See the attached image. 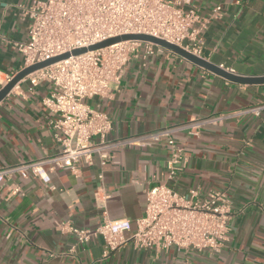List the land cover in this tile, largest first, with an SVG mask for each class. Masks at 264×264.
Listing matches in <instances>:
<instances>
[{"label": "crops", "instance_id": "obj_1", "mask_svg": "<svg viewBox=\"0 0 264 264\" xmlns=\"http://www.w3.org/2000/svg\"><path fill=\"white\" fill-rule=\"evenodd\" d=\"M33 1L0 0V89L23 69L15 43L29 38ZM193 6L203 18L222 7L203 30L202 58L238 75L264 76V0H193ZM52 89L49 82L33 86L23 79L0 102V169L59 152L49 125L54 113L43 102ZM89 102L113 121L106 144L179 128L173 135L184 149L181 170L169 178L171 150L161 142L110 146L106 164L96 155L77 175L55 169L49 183L16 174L0 184V264H264V112H245L264 103V84L231 82L166 49L133 58L110 97ZM217 116L224 118L198 133L185 128ZM164 182L181 194L225 191L234 214L220 252L137 250L130 244L105 257L101 237L76 244L73 235L56 229L57 221L95 228L102 217L96 194L103 187L109 217L129 219L134 231L147 190Z\"/></svg>", "mask_w": 264, "mask_h": 264}, {"label": "built area", "instance_id": "obj_2", "mask_svg": "<svg viewBox=\"0 0 264 264\" xmlns=\"http://www.w3.org/2000/svg\"><path fill=\"white\" fill-rule=\"evenodd\" d=\"M221 9L216 6L210 17L203 18L193 6V0H34L27 9L31 18L29 38L16 42L15 46L23 56V69L70 54L24 78L33 86L45 81L52 84L53 89L43 102L54 113L49 125L60 150L54 156L0 169V184L16 174L49 183L50 172L57 168H68L77 175L81 164H94L96 155L102 165L106 164L110 158L106 149L110 146H151L161 142H166L171 150L167 166L169 178L173 179L185 161L184 149L173 135L179 128H163L106 144L113 121L107 112L89 102L96 97H110L112 85L121 81L133 58L141 53H163L166 48L142 40H123L78 55L73 52L119 36L146 34L202 57L203 30ZM245 112L259 117L264 112V103ZM223 118L196 121L185 128L191 134L198 133L202 125ZM94 137H100L101 142L95 143ZM102 189L96 194L102 217L95 228L57 221L56 229L73 235L76 244L101 237L105 257L130 244L137 250L174 247L217 253L228 239L234 212L223 190H210L201 196L197 190L181 194L166 182L152 185L146 194L145 214L136 220V229L132 231L129 219L109 217L108 195ZM15 192L21 189L17 187ZM70 252H75L74 246Z\"/></svg>", "mask_w": 264, "mask_h": 264}, {"label": "water", "instance_id": "obj_3", "mask_svg": "<svg viewBox=\"0 0 264 264\" xmlns=\"http://www.w3.org/2000/svg\"><path fill=\"white\" fill-rule=\"evenodd\" d=\"M123 40H142V41H147L151 42L157 45H160L166 49H169L171 51H174L181 55L182 57L186 58L187 60L191 61L192 63L207 69L211 71L214 74H217L219 76L224 77L225 79L238 83V84H246V85H262L264 84V76H242L235 74L233 72H230L223 67H220L219 65H216L212 63L211 61H208L202 57L196 56L193 53L187 51L186 49L182 48L181 46H178L174 43L168 42L164 39L152 36V35H146V34H130V35H124V36H119L115 37L112 39H109L107 41H104L102 43L93 45L91 47L87 48H82V49H77L73 52L74 55H78L81 53H84L88 50H95L99 48H103L106 46H109L111 44L117 43L119 41ZM70 54H64L58 57H54L52 59H49L47 61L37 63L31 67L22 69L19 71L15 76L11 78V80L0 89V102L10 93V91L20 82L22 81L27 75L30 73L34 72L35 70L51 65L53 63H56L60 60H64L68 58Z\"/></svg>", "mask_w": 264, "mask_h": 264}]
</instances>
